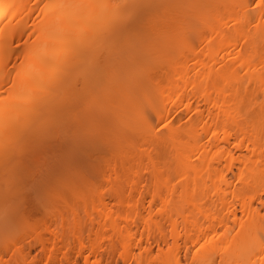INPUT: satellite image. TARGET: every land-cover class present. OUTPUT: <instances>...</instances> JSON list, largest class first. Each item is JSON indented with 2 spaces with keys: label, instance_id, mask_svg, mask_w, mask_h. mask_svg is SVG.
I'll return each instance as SVG.
<instances>
[{
  "label": "snow or ice",
  "instance_id": "6c2138e0",
  "mask_svg": "<svg viewBox=\"0 0 264 264\" xmlns=\"http://www.w3.org/2000/svg\"><path fill=\"white\" fill-rule=\"evenodd\" d=\"M203 7L201 0H42L39 26L24 34L28 42L21 37L17 46L14 40L10 57L0 44V65L9 61L6 74L0 71V176L13 192L0 191V199H10L17 218L4 226L13 243L0 264H61L41 255L40 241L54 248V238L85 232L97 212L109 210L104 201L118 193L132 161L148 165L142 169L147 178L164 171L158 161L177 142L185 116L162 105L160 77L207 24ZM249 7L264 9V0ZM14 8L0 0L5 19ZM41 8L53 12L46 26ZM177 100L167 97L168 104ZM213 137L219 135L210 131L203 139L210 145ZM260 141L264 145V121ZM224 149L217 145L216 155ZM250 199L255 207L244 200L238 228L208 231L192 252H227L233 233L249 228L247 247L257 252L239 264H264V190ZM156 210L166 211L163 205ZM5 215L0 212V221ZM65 264L80 262L71 257ZM164 264H176L174 256Z\"/></svg>",
  "mask_w": 264,
  "mask_h": 264
},
{
  "label": "bare ground",
  "instance_id": "6f19581e",
  "mask_svg": "<svg viewBox=\"0 0 264 264\" xmlns=\"http://www.w3.org/2000/svg\"><path fill=\"white\" fill-rule=\"evenodd\" d=\"M2 2L15 5L7 19L0 11V44L7 45L10 57L13 41L22 46L20 38L24 37L27 43L28 36L24 34L39 26L37 5L42 0ZM55 2L43 0V3ZM201 3L204 7L200 11L207 17L208 27L204 25V28L213 31V40L202 39L204 28L195 34L194 37L199 36L196 47L191 46L190 53H179L175 64L166 68V75L178 79L174 82L179 86V100L175 104L167 103V97L172 96L169 89L171 92L173 88H166V96L159 97L163 106L175 108L178 115L185 116L177 142L167 149L164 160L158 161L164 165V171L152 173L150 178L148 173L141 174L137 184L121 186L111 202L105 200L109 210L103 216L97 212L99 218L87 223L85 232H89L90 244L81 230L70 241H65L66 236L54 238V248H47V242L40 241L44 255L49 254L53 260L59 258L61 264L71 257L80 264L93 261L164 264L169 255L174 256L176 264L182 258L184 264H239L255 258L257 249L247 247L249 228L238 229L239 236L233 233L235 239L227 252L220 248L199 255L192 252L197 240L202 236L207 239L208 231L221 226L228 232L238 228L244 220V200L255 207L250 196L264 190V145L260 141L259 126L236 107L240 100L252 105L256 98L262 97L255 110L261 122L264 121V9L249 7L252 0H201ZM40 11L45 14L44 25L51 23L52 10L41 8ZM226 16H232L231 22H226ZM217 43L220 44L216 49L220 50L223 43L226 51L221 58L215 56L213 46ZM205 53L211 55L208 62L201 60ZM8 63L4 59L0 71H5ZM210 131L217 132L219 138L213 137L209 145L203 137ZM184 137L188 138L186 142L182 141ZM237 139L239 146H235ZM220 144L225 146L224 152L216 155V146ZM208 149L213 150L212 155ZM189 155L191 159H187ZM232 194L234 199H227ZM119 204L124 207L122 213H119ZM159 205L166 211H154ZM104 236L106 240L101 241Z\"/></svg>",
  "mask_w": 264,
  "mask_h": 264
},
{
  "label": "rangeland",
  "instance_id": "374dc122",
  "mask_svg": "<svg viewBox=\"0 0 264 264\" xmlns=\"http://www.w3.org/2000/svg\"><path fill=\"white\" fill-rule=\"evenodd\" d=\"M36 1V0H35ZM223 13H224V11H223ZM36 15H37V13L33 16L34 18L36 17ZM230 16V15H229ZM232 17V16H231ZM231 17H228L227 18V16H226V22L227 21H229L230 19H231ZM33 18V19H34ZM32 21V20H31ZM224 22V21H223ZM229 22H231V21H229ZM32 23H33V21H32ZM228 23V22H227ZM206 26V25H205ZM206 27H208V26H206ZM204 28V25L201 27L202 29L204 28V30H202L201 28H200V30H202V33L203 32H205V34L204 35H201V37L203 36V40L205 39L206 40V38L208 39V41L209 40H213L212 38H213V36H212V32L210 31V29L209 28ZM206 29V30H205ZM200 37V38H201ZM206 37V38H205ZM197 38H199V36L197 37H194V39L196 40H194V43L191 45L192 47L194 46V47H196V45H197V41H198V39ZM200 41H201V39H200ZM207 41V42H208ZM206 42V43H207ZM201 43V42H200ZM219 44L220 43H217V45H215V46H213V48H214V52H216V54H215V56L217 55V56H219L220 58H221V55L222 54H224L226 51H225V49L222 47V46H224V44L222 43L221 44V48H220V50L219 49H216V47L218 48L219 47ZM224 49V50H223ZM222 50L224 51V52H222ZM188 51V50H187ZM187 51H185V52H187ZM189 53H190V51H188ZM187 52V53H188ZM220 52V53H219ZM219 53V54H218ZM188 55V54H187ZM208 56L211 58V55H209V53H208ZM208 56H207V53H205V56H202L201 57V60L203 59L204 61H206V62H208V60H210L209 58H208ZM218 57V58H219ZM212 58H213V56H212ZM198 61L200 60L199 58L197 59ZM197 60H196V62H197ZM200 60V61H201ZM201 63V62H200ZM191 64H192V62H191ZM167 69H165V70H163V72H162V75H161V77H160V88H161V90H163L164 92H165V90H166V88H173L172 90H171V92H170V89H169V94H171L172 96L174 95V93H176V96H177V94H179L180 92V90H179V86H177V84H175L177 81H178V79L176 80V78L173 76H171V75H166L167 74ZM169 76H170V79H174V80H170L169 79ZM169 81H171V84H170V82ZM174 81H176V82H174ZM173 84V85H172ZM180 85V84H179ZM178 92V93H177ZM160 98H161V96H159ZM158 97V98H159ZM159 98V99H160ZM262 101V97H259V99H257L256 98V100H254V104H252V105H250V103L249 102H243V100H240L239 101V103H237V105H236V107L238 108V110L239 111H242V113L243 114H246V115H249L250 117V120H252L253 121V123H255L257 126H259L260 127V122H261V120H260V118H259V113H258V111H256L255 110V108H256V106H257V104L258 103H260ZM184 124H185V122L184 121H182ZM258 127V129H259V131H260V128ZM182 139V138H181ZM180 139V140H181ZM184 140V142H186L187 140H188V138H186V137H184V139H182V141ZM246 153V152H245ZM133 162H135V161H133ZM132 162V164L130 163L129 165H128V169L126 170V179L124 180V182L122 183V185L121 186H125V187H129V186H133V184L137 181V178H139L138 176H140L141 174H143V175H145V174H147V172H144V171H142V169L143 168H145V167H148V165H145V164H143V163H141V165L139 164L140 163V161H139V163H137V162H135L136 163V165H135V163H133ZM143 164V165H142ZM134 165V167H132ZM139 165L140 166H142V167H140L139 168ZM137 166H138V168H137ZM224 166H225V164H224ZM224 166H222L221 167V169L223 170V172H226V170H225V168H224ZM235 171H236V169H235ZM141 178V177H140ZM139 178V179H140ZM138 179V180H139ZM142 179V178H141ZM140 179V180H141ZM140 180H139V183H140ZM135 184H137V182L135 183ZM134 184V185H135ZM0 191H3V192H6V193H9V196H11L12 194H13V192H12V190L10 189V186H9V184H8V181H7V178L6 177H4V176H0ZM112 209H114V206H110ZM121 207V205L119 204V213H122L123 212V210H122V207ZM124 208V207H123ZM0 212H3V213H5L6 215H5V217H4V220L3 221H0V259H3V253L4 252H6V251H8V249H9V247H11V245H12V243H13V240H11L10 238H8L7 236H6V234H5V231H4V226H5V224H11V223H14V222H16V214H15V209L11 206V203H10V199H0ZM84 236L87 238V243L88 244H90V242H89V239H90V236H89V232H85L84 233ZM73 237H72V235L71 236H66L65 237V241H70L71 239H72ZM102 240H106V236H104V238L102 237L101 238V241ZM34 246V245H33ZM41 255L42 256H44V253H43V250H42V252H41ZM6 264H10V262L9 261H4Z\"/></svg>",
  "mask_w": 264,
  "mask_h": 264
}]
</instances>
